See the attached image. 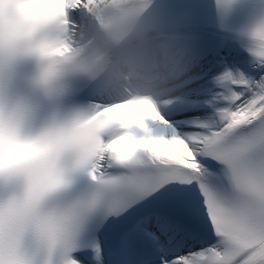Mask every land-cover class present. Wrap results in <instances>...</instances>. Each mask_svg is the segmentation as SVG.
Segmentation results:
<instances>
[{
    "label": "snow or ice",
    "instance_id": "snow-or-ice-1",
    "mask_svg": "<svg viewBox=\"0 0 264 264\" xmlns=\"http://www.w3.org/2000/svg\"><path fill=\"white\" fill-rule=\"evenodd\" d=\"M5 3L0 264H264V9L245 57L141 0L170 71L115 91L75 71L90 0Z\"/></svg>",
    "mask_w": 264,
    "mask_h": 264
},
{
    "label": "clouds",
    "instance_id": "clouds-1",
    "mask_svg": "<svg viewBox=\"0 0 264 264\" xmlns=\"http://www.w3.org/2000/svg\"><path fill=\"white\" fill-rule=\"evenodd\" d=\"M0 7L7 8L8 5L7 3L0 5ZM156 23L160 26L163 27L165 24V21L163 19H159L156 21ZM170 69L167 64V62L163 58L156 57L154 55H150L146 67L144 68L145 76H144V82L146 80H150L156 77H163L169 73ZM143 84V83H142ZM141 84V85H142ZM140 85V86H141ZM135 105H125L123 109L121 110H126V109H133L135 108ZM143 109H147V105H142L140 106Z\"/></svg>",
    "mask_w": 264,
    "mask_h": 264
}]
</instances>
